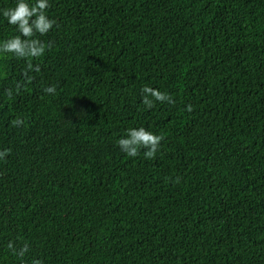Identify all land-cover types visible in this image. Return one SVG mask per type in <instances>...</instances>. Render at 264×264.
I'll return each instance as SVG.
<instances>
[{
    "label": "trees",
    "instance_id": "1",
    "mask_svg": "<svg viewBox=\"0 0 264 264\" xmlns=\"http://www.w3.org/2000/svg\"><path fill=\"white\" fill-rule=\"evenodd\" d=\"M48 11L30 82L0 58V264H264V0ZM145 86L174 103L147 108ZM139 126L164 138L154 158L118 147Z\"/></svg>",
    "mask_w": 264,
    "mask_h": 264
},
{
    "label": "clouds",
    "instance_id": "2",
    "mask_svg": "<svg viewBox=\"0 0 264 264\" xmlns=\"http://www.w3.org/2000/svg\"><path fill=\"white\" fill-rule=\"evenodd\" d=\"M51 0H14V6L0 10L2 16L8 25L13 26L15 34L0 39V58L11 55L17 59L29 61L27 69L23 76L26 81H31L32 72H39L38 64L34 65L30 61L37 60L45 56L49 50V45L40 39L53 29L56 21L50 17L49 8ZM142 102L151 109L155 102L174 103L170 94L159 91L153 87L145 86L142 88ZM46 94H56L55 86H49L44 89ZM11 97V90L8 91ZM186 111L191 112L192 106H186ZM24 121L17 119L13 122L14 127L23 126ZM163 136L150 130L149 127H129L125 133L118 139L117 144L120 150L129 158L137 157L141 150L145 158H154L159 151ZM9 155V150L0 151V161L5 160ZM8 249L13 254L23 258L29 251L28 245L25 244L18 250L13 242H9Z\"/></svg>",
    "mask_w": 264,
    "mask_h": 264
}]
</instances>
